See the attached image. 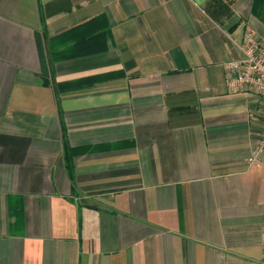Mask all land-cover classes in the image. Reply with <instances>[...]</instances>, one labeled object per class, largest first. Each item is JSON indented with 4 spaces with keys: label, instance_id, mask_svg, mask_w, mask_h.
<instances>
[{
    "label": "crops",
    "instance_id": "0c3cea01",
    "mask_svg": "<svg viewBox=\"0 0 264 264\" xmlns=\"http://www.w3.org/2000/svg\"><path fill=\"white\" fill-rule=\"evenodd\" d=\"M251 30L264 0H0V264H264Z\"/></svg>",
    "mask_w": 264,
    "mask_h": 264
},
{
    "label": "built area",
    "instance_id": "2783aa9c",
    "mask_svg": "<svg viewBox=\"0 0 264 264\" xmlns=\"http://www.w3.org/2000/svg\"><path fill=\"white\" fill-rule=\"evenodd\" d=\"M245 39L243 58L227 64L231 72L228 86L231 90L252 88L264 96V45L253 30L247 32ZM258 150L264 153V135Z\"/></svg>",
    "mask_w": 264,
    "mask_h": 264
},
{
    "label": "trees",
    "instance_id": "16d2710c",
    "mask_svg": "<svg viewBox=\"0 0 264 264\" xmlns=\"http://www.w3.org/2000/svg\"><path fill=\"white\" fill-rule=\"evenodd\" d=\"M66 152H67V155H68V159L70 158V156H72L71 154V151H70V148H66Z\"/></svg>",
    "mask_w": 264,
    "mask_h": 264
}]
</instances>
